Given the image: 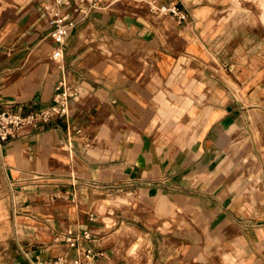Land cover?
<instances>
[{
    "label": "crops",
    "instance_id": "0c3cea01",
    "mask_svg": "<svg viewBox=\"0 0 264 264\" xmlns=\"http://www.w3.org/2000/svg\"><path fill=\"white\" fill-rule=\"evenodd\" d=\"M50 1L0 0L1 107L77 90L0 148V264H264L261 30L227 0H124L74 15L54 60Z\"/></svg>",
    "mask_w": 264,
    "mask_h": 264
},
{
    "label": "built area",
    "instance_id": "2783aa9c",
    "mask_svg": "<svg viewBox=\"0 0 264 264\" xmlns=\"http://www.w3.org/2000/svg\"><path fill=\"white\" fill-rule=\"evenodd\" d=\"M124 0H51L44 6V11L50 17L51 29L49 38L53 42L52 58L54 60L62 57V50L66 43L67 37L75 28L74 15L86 14L92 9L107 8L109 5ZM161 13H169L178 19H184V14L175 4L163 5L159 7ZM77 97V90L73 87L66 86L63 81H59L55 88L53 104L38 111L28 114H20L10 109L2 108L0 104V148L7 141L8 137L15 132L23 131L27 128H35L41 123L63 117L68 112V102L70 99ZM81 238L89 239L90 234L84 232L83 235L68 236L65 239L66 244L74 248ZM100 253H95L91 248L83 250L81 255L74 258L57 257L47 264H93ZM35 264H42L36 261Z\"/></svg>",
    "mask_w": 264,
    "mask_h": 264
},
{
    "label": "rangeland",
    "instance_id": "374dc122",
    "mask_svg": "<svg viewBox=\"0 0 264 264\" xmlns=\"http://www.w3.org/2000/svg\"><path fill=\"white\" fill-rule=\"evenodd\" d=\"M36 7H38L37 3H35L33 8ZM227 8L228 13H230V19H237L241 24L257 27L261 30L264 39V24L260 19L261 10L254 0H227ZM134 250L139 251L145 257L148 255L146 251L140 248L138 243L134 246Z\"/></svg>",
    "mask_w": 264,
    "mask_h": 264
}]
</instances>
